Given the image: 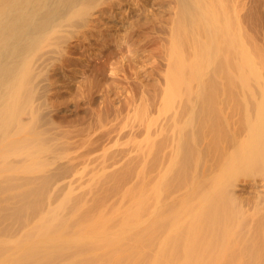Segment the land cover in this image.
<instances>
[{
	"label": "bare ground",
	"instance_id": "bare-ground-1",
	"mask_svg": "<svg viewBox=\"0 0 264 264\" xmlns=\"http://www.w3.org/2000/svg\"><path fill=\"white\" fill-rule=\"evenodd\" d=\"M159 2L0 0V264H264V0ZM109 35L159 38L164 68L155 115L134 114L157 136L131 203L103 216L130 168L69 192L82 152L50 95L63 56Z\"/></svg>",
	"mask_w": 264,
	"mask_h": 264
},
{
	"label": "rangeland",
	"instance_id": "rangeland-1",
	"mask_svg": "<svg viewBox=\"0 0 264 264\" xmlns=\"http://www.w3.org/2000/svg\"><path fill=\"white\" fill-rule=\"evenodd\" d=\"M159 3L154 0V6ZM92 42L63 56L55 75L60 86L50 95L55 106L50 113L68 148L75 145L73 153L82 152L69 192L89 201L113 173L130 168L120 191L109 195L96 211L110 216L129 207L130 189L140 181L148 140L157 136L141 125L137 128L134 114L144 108L148 117L155 115L149 108L163 86V45L159 38L155 44L150 38L133 45L129 37L116 41L111 35L94 37Z\"/></svg>",
	"mask_w": 264,
	"mask_h": 264
}]
</instances>
